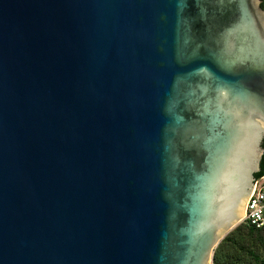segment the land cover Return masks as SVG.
I'll list each match as a JSON object with an SVG mask.
<instances>
[{
    "label": "water",
    "instance_id": "95a60500",
    "mask_svg": "<svg viewBox=\"0 0 264 264\" xmlns=\"http://www.w3.org/2000/svg\"><path fill=\"white\" fill-rule=\"evenodd\" d=\"M261 0H0V264H210L264 153Z\"/></svg>",
    "mask_w": 264,
    "mask_h": 264
},
{
    "label": "trees",
    "instance_id": "16d2710c",
    "mask_svg": "<svg viewBox=\"0 0 264 264\" xmlns=\"http://www.w3.org/2000/svg\"><path fill=\"white\" fill-rule=\"evenodd\" d=\"M264 9V1L261 0ZM264 148V140L262 143ZM264 173V153L260 162L258 178ZM258 247L264 249V228L255 229L246 225H238L214 250L213 260L217 264H264V256Z\"/></svg>",
    "mask_w": 264,
    "mask_h": 264
},
{
    "label": "built area",
    "instance_id": "2783aa9c",
    "mask_svg": "<svg viewBox=\"0 0 264 264\" xmlns=\"http://www.w3.org/2000/svg\"><path fill=\"white\" fill-rule=\"evenodd\" d=\"M240 224L257 230L264 228V173L254 182ZM210 264L217 263L212 259Z\"/></svg>",
    "mask_w": 264,
    "mask_h": 264
},
{
    "label": "rangeland",
    "instance_id": "374dc122",
    "mask_svg": "<svg viewBox=\"0 0 264 264\" xmlns=\"http://www.w3.org/2000/svg\"><path fill=\"white\" fill-rule=\"evenodd\" d=\"M238 225H239V224H238ZM238 225H237V226H238ZM237 226H236V227H237ZM234 229H235V228H234ZM258 250H259V252H260V253H262V256H264V249H263V248H260V247H258Z\"/></svg>",
    "mask_w": 264,
    "mask_h": 264
}]
</instances>
